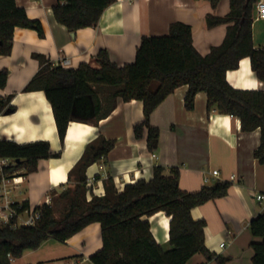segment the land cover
I'll return each mask as SVG.
<instances>
[{
	"label": "crops",
	"instance_id": "crops-1",
	"mask_svg": "<svg viewBox=\"0 0 264 264\" xmlns=\"http://www.w3.org/2000/svg\"><path fill=\"white\" fill-rule=\"evenodd\" d=\"M32 19H39L44 36L31 28L17 27L12 52L0 55V69L9 75L0 96L13 95L16 109L0 114V139L28 143L38 140L50 142L58 157L41 158L36 171L10 179L5 189L16 202L37 206L51 199L56 190L73 186L69 172L85 152L86 147L101 136L114 140V147L101 160L87 169L88 186L93 194H105L106 180L113 178L122 191L126 184L153 177L154 167H178L180 187L197 191L218 181H229L227 195L210 200L192 209L195 219L206 220V245L211 252L230 257L223 264H251L254 255L250 221L264 212V162L254 155L260 144L261 130L243 132L241 120L216 109L208 111L207 94L196 95L195 106H185L187 85L170 93L151 114V123L160 129L159 146L153 156L147 147L146 136L137 139L134 125L144 118L143 102L118 99L116 108L98 122L93 115L74 114L69 123L64 143L61 142L52 105L43 90L24 91L25 86L39 71L35 53L44 54L54 64L68 58L77 68L86 62L99 67L96 60L101 49L122 66L135 61L143 36L166 35L173 22L189 24L194 45L206 55L213 46L220 45L226 36L227 25L208 27L209 14L224 16L230 11V0H221L213 7L210 0H116L110 4L94 27H84L72 33L57 21L53 7L57 0H16ZM253 41L256 48L264 47V19L253 21ZM229 83L237 89L263 90L264 79L257 77L249 57L241 60L237 69L226 74ZM213 170H219L214 176ZM23 172V171H22ZM235 175L232 181L231 176ZM205 178H208L206 181ZM92 198V193L87 195ZM156 240L169 248L170 220L159 211L149 218ZM47 240L38 249L27 250L13 260L16 264H94L90 256L102 248V227L92 222L71 236L60 246L54 244L51 252H44ZM224 243L223 246L221 244ZM53 247V246H51ZM44 252V253H43ZM185 264H220L216 258L208 259L196 253Z\"/></svg>",
	"mask_w": 264,
	"mask_h": 264
},
{
	"label": "trees",
	"instance_id": "trees-1",
	"mask_svg": "<svg viewBox=\"0 0 264 264\" xmlns=\"http://www.w3.org/2000/svg\"><path fill=\"white\" fill-rule=\"evenodd\" d=\"M116 0H57L54 16L72 33L98 24L102 13ZM221 0H210L218 6ZM259 0H230V11L224 16L209 14L208 27L227 25L224 41L202 55L194 45L192 27L177 21L166 35L143 36L135 61L122 66L101 49L96 57L99 67L83 62L77 68L54 64L47 56L35 53L40 69L24 91L43 90L50 101L64 143L74 114L93 115L98 122L117 106L118 99L143 102L144 118L134 125L137 139L147 132L151 152L159 146L160 129L151 123L156 107L177 88L187 85L185 106L192 110L196 95L207 94V109L230 114L241 120L243 132L261 130L260 144L254 155L264 162V91L237 89L227 80V71L237 69L249 57L257 77L264 79V47L253 41V21ZM17 27L36 30L41 37L44 28L39 19H32L16 0H0V55L12 52ZM8 69H0V87L7 83ZM13 95L0 96V114L16 109ZM114 140L100 137L89 144L82 157L69 172L74 185L65 187L51 202L36 208L41 217L34 225L13 227L0 223V264H16L14 259L27 250L38 249L49 239L66 242L92 222H100L103 246L90 256L94 264H185L196 253L216 258L220 264L230 257L217 255L206 245V220L195 219L192 209L210 200L227 195L229 181H218L197 191L180 187L178 167H154L153 177L141 178L119 191L109 177L102 196L93 194L88 186V167L106 157ZM0 156L11 159L3 168V178L25 175L37 170L41 158L58 157L46 140L18 143L0 139ZM23 171V172H22ZM92 193L89 200L87 195ZM62 203L57 214V206ZM20 211L29 206L26 202ZM159 211L171 217L169 248L154 237L149 217ZM254 236L251 264H264V212L250 221Z\"/></svg>",
	"mask_w": 264,
	"mask_h": 264
},
{
	"label": "built area",
	"instance_id": "built-area-1",
	"mask_svg": "<svg viewBox=\"0 0 264 264\" xmlns=\"http://www.w3.org/2000/svg\"><path fill=\"white\" fill-rule=\"evenodd\" d=\"M256 17L264 19V0H259L256 4ZM63 67H68L70 65V60L68 58H60L56 63ZM153 156L156 157V153L153 152ZM11 163V159L7 157L0 156V174L3 172V168ZM219 170H213L212 174L214 176L219 175ZM235 179V175L231 176V180ZM13 181L18 182L19 176H14ZM207 181L208 178H205ZM10 181L8 178H3L0 182V223L10 224L13 227L22 225H34L41 217V211L36 208V206H29L27 209L20 211L21 205H14L13 201L5 189L6 184ZM256 198L258 200H264V194L258 193ZM48 203L51 200L48 198ZM24 214H27L26 216ZM224 243L221 244L223 246ZM69 264V263H66Z\"/></svg>",
	"mask_w": 264,
	"mask_h": 264
},
{
	"label": "rangeland",
	"instance_id": "rangeland-1",
	"mask_svg": "<svg viewBox=\"0 0 264 264\" xmlns=\"http://www.w3.org/2000/svg\"><path fill=\"white\" fill-rule=\"evenodd\" d=\"M63 189H61V190H56V191H54L53 193H52V195H51V199L52 198H56L57 196H59V194L61 193V191H62ZM62 206V203H59V205L57 206V214H59L60 212H59V208ZM25 216L27 215V214H24ZM54 244H56L57 246H60V244H61V242L60 241H58V240H56V239H49V242L46 244V248L47 249H45L44 248V252L46 253V252H51L52 250H53V248H54ZM51 246H53V247H51ZM43 252V253H44ZM31 255L30 254H28V255H23V258L25 259V260H29Z\"/></svg>",
	"mask_w": 264,
	"mask_h": 264
}]
</instances>
